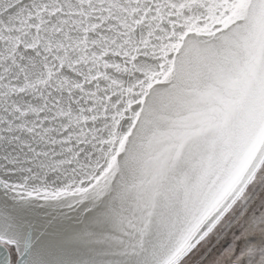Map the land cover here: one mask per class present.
Segmentation results:
<instances>
[{"label":"snow or ice","instance_id":"snow-or-ice-1","mask_svg":"<svg viewBox=\"0 0 264 264\" xmlns=\"http://www.w3.org/2000/svg\"><path fill=\"white\" fill-rule=\"evenodd\" d=\"M0 264H264V0H0Z\"/></svg>","mask_w":264,"mask_h":264},{"label":"rangeland","instance_id":"rangeland-1","mask_svg":"<svg viewBox=\"0 0 264 264\" xmlns=\"http://www.w3.org/2000/svg\"><path fill=\"white\" fill-rule=\"evenodd\" d=\"M227 246V241L225 242V247Z\"/></svg>","mask_w":264,"mask_h":264}]
</instances>
